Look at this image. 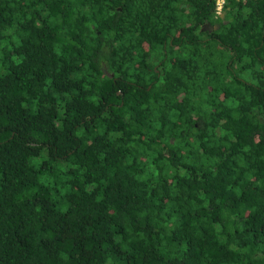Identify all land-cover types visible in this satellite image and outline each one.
<instances>
[{"label":"trees","instance_id":"16d2710c","mask_svg":"<svg viewBox=\"0 0 264 264\" xmlns=\"http://www.w3.org/2000/svg\"><path fill=\"white\" fill-rule=\"evenodd\" d=\"M0 264H264V0H0Z\"/></svg>","mask_w":264,"mask_h":264},{"label":"built area","instance_id":"2783aa9c","mask_svg":"<svg viewBox=\"0 0 264 264\" xmlns=\"http://www.w3.org/2000/svg\"><path fill=\"white\" fill-rule=\"evenodd\" d=\"M227 0H216V14H222Z\"/></svg>","mask_w":264,"mask_h":264}]
</instances>
